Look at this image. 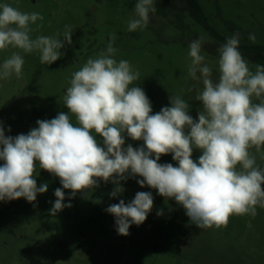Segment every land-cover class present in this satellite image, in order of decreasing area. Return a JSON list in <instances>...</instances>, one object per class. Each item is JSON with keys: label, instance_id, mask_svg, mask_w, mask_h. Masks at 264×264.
<instances>
[{"label": "clouds", "instance_id": "clouds-1", "mask_svg": "<svg viewBox=\"0 0 264 264\" xmlns=\"http://www.w3.org/2000/svg\"><path fill=\"white\" fill-rule=\"evenodd\" d=\"M155 11L154 0H138L128 30L146 28L149 13ZM37 20H43L37 12L0 5V50L11 46L24 53L39 51L41 63L48 65L60 59L65 43H72L71 27L66 26L63 41L50 36L33 39L30 24ZM114 39L106 51L73 73L63 98L67 112L37 120L38 127L15 137L6 136L0 124V161L4 162L0 201L24 198L33 203L38 194L47 192L48 184L38 187L34 178L38 166L62 185L54 192L52 216L72 207L64 203L63 189L70 190V201L99 187L101 180L111 181L115 188L110 196L117 197L124 191L120 182L136 177H142L137 180L141 188L155 189L182 206L199 228L226 226L231 215L255 216L257 206L264 208V169L256 165L249 149L264 147V65L250 70L239 51L240 34L219 48L218 81L203 63L202 38L189 43L188 74L203 84L195 97L203 109L196 120L189 114L190 104L179 96H170V106L153 114L144 89L130 87L139 72L127 60L113 58ZM248 39L255 42L256 37L249 33ZM23 65V57L13 52L3 62L0 76L19 77ZM125 136L143 144L125 147ZM194 150L202 153L198 161L192 158ZM168 154L176 166L159 163ZM153 204L152 193L141 191L131 202L121 199L105 211L115 217L117 233L127 236L131 225L145 222Z\"/></svg>", "mask_w": 264, "mask_h": 264}, {"label": "rangeland", "instance_id": "rangeland-1", "mask_svg": "<svg viewBox=\"0 0 264 264\" xmlns=\"http://www.w3.org/2000/svg\"><path fill=\"white\" fill-rule=\"evenodd\" d=\"M198 1L208 24L218 33L230 38L238 32L243 36L241 44L264 45V0ZM137 2L0 0V5L43 16L30 24L33 39L50 36L63 41L66 26L72 32V43H65L60 50L63 55L51 65L41 63L39 51L24 53L11 46L0 50V72L13 52L24 59L19 77L15 73L8 78L0 76V124L6 136L27 134L38 127L37 120L67 112L63 98L73 73L89 58L106 51L113 36L112 46L117 49L113 58L127 60L133 71L139 72L130 87L144 89L153 114L170 106V96H179L190 104L193 119H198L203 109L195 97L203 84L188 74V45L202 38L203 63L212 68V79L218 81L219 55L214 53L223 43L188 12L174 11L161 0H154L156 11L149 13L146 28L129 31ZM179 6L184 7L185 2L179 0ZM249 33L255 35V42L248 39ZM256 65L260 64L249 63L250 70L255 72ZM254 102L258 101L254 98ZM70 118L75 123V117L70 114ZM128 144L136 148L143 142L125 136V147ZM249 151L256 165L264 169V147ZM201 154L194 150L192 158L198 161ZM159 163L177 165L171 154L162 155ZM34 178L38 187L48 184L47 192L38 194L35 202L24 198L0 201V264H264V208L260 206L255 216L231 215L226 226L199 228L182 206L155 189L141 188L137 180L142 177H136L120 182L124 191L117 197L110 196L115 188L111 181L101 180L99 187L78 193L70 201V190L63 189L64 203L70 202L72 207L52 216L49 209L56 200L55 189L62 188L60 179L38 166ZM141 191L152 193L153 209L142 225L130 226L129 235H119L115 217L105 209L121 199L127 204ZM161 210L163 214L158 216Z\"/></svg>", "mask_w": 264, "mask_h": 264}, {"label": "trees", "instance_id": "trees-1", "mask_svg": "<svg viewBox=\"0 0 264 264\" xmlns=\"http://www.w3.org/2000/svg\"><path fill=\"white\" fill-rule=\"evenodd\" d=\"M161 1L167 3V5L170 6L171 9H173L174 11L178 9H182L183 12H188L189 15L197 23L201 24L203 27L206 28V30L208 31L211 37L220 41L221 43L223 44L226 43L227 39L229 38L218 33L208 24L207 19L202 11L201 5L198 0H183L185 2V6L182 8H180L179 6V0H161ZM164 11H166V9ZM227 25L230 27V24ZM230 29L233 30V28L231 27ZM242 37L240 38V40L242 39ZM239 51L241 52L242 56L248 61V63H257L260 65H264V45L250 46V45L241 44L239 42ZM214 54L219 55V50L216 49Z\"/></svg>", "mask_w": 264, "mask_h": 264}]
</instances>
